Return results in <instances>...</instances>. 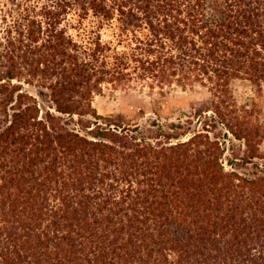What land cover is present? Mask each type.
<instances>
[{
	"label": "trees",
	"instance_id": "trees-1",
	"mask_svg": "<svg viewBox=\"0 0 264 264\" xmlns=\"http://www.w3.org/2000/svg\"><path fill=\"white\" fill-rule=\"evenodd\" d=\"M85 1L148 26L146 70L162 79L199 71L220 94L231 78L264 81V0ZM58 42L45 77L68 113L65 94L90 83L105 48L83 59ZM31 109L0 133V264H264V174L226 172L208 137L156 147L98 114L97 140L50 115L39 136Z\"/></svg>",
	"mask_w": 264,
	"mask_h": 264
},
{
	"label": "rangeland",
	"instance_id": "rangeland-1",
	"mask_svg": "<svg viewBox=\"0 0 264 264\" xmlns=\"http://www.w3.org/2000/svg\"><path fill=\"white\" fill-rule=\"evenodd\" d=\"M147 27L117 10L110 16L96 13L85 0H0V133L14 113L32 107L28 113L36 126L29 131L40 136L45 123H53L50 115L66 130L97 140L93 122L108 126L96 118L102 116L156 147L195 135L202 136L196 143H206L208 137L219 146L214 156L226 172L246 179L263 175L264 81L231 78L220 94L199 71L162 79L158 70H146V60L155 57L145 51ZM63 32L79 58L92 54L99 42L105 48L95 56L90 83L65 94L63 105L74 110L68 113L52 96L56 79L45 77V56ZM194 157H200L197 151Z\"/></svg>",
	"mask_w": 264,
	"mask_h": 264
}]
</instances>
